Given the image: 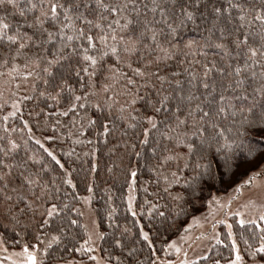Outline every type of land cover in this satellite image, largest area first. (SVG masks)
<instances>
[{
    "label": "snow or ice",
    "instance_id": "1",
    "mask_svg": "<svg viewBox=\"0 0 264 264\" xmlns=\"http://www.w3.org/2000/svg\"><path fill=\"white\" fill-rule=\"evenodd\" d=\"M0 264H264V0H0Z\"/></svg>",
    "mask_w": 264,
    "mask_h": 264
}]
</instances>
